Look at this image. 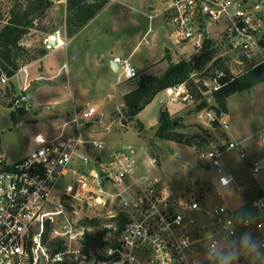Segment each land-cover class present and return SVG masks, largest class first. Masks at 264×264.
Returning <instances> with one entry per match:
<instances>
[{
	"label": "built area",
	"instance_id": "2783aa9c",
	"mask_svg": "<svg viewBox=\"0 0 264 264\" xmlns=\"http://www.w3.org/2000/svg\"><path fill=\"white\" fill-rule=\"evenodd\" d=\"M163 2L160 9L147 11V19H164L176 47H191L187 61L198 55L203 59L212 49L205 47L206 40L219 48L190 74L202 84V99L210 105H216L214 93L246 68L264 65V0ZM65 45L57 40L47 47ZM112 62L125 81L139 77L131 57L118 55ZM30 67L9 76L0 66V105L15 113L29 109L34 81ZM17 75L22 77L19 91L13 84ZM163 93L168 102L184 107L202 100L186 82ZM197 113L211 128H229L226 113L208 107ZM98 124L95 106L74 107L55 122L52 134H37L36 147L13 162L0 130V264H217L219 252H236L233 264H254L252 255L264 249V192L252 201L248 214L226 203L206 208L202 190L180 195L158 177L138 175L128 151L115 150L105 159L96 154L105 146L95 138ZM256 134L264 145V126ZM232 149L247 156L242 143L231 141L201 154L211 161L219 196L235 182L222 161L223 152ZM251 171L264 172V159L255 160ZM200 214L204 219L199 221ZM254 231L261 233L255 240ZM249 236L258 246L254 252L243 246Z\"/></svg>",
	"mask_w": 264,
	"mask_h": 264
},
{
	"label": "rangeland",
	"instance_id": "374dc122",
	"mask_svg": "<svg viewBox=\"0 0 264 264\" xmlns=\"http://www.w3.org/2000/svg\"><path fill=\"white\" fill-rule=\"evenodd\" d=\"M17 1L0 0V25L10 7ZM163 4V0H118L106 10L103 9L95 22L67 47L69 51L80 47L81 54L78 58L72 59L71 55L66 57L64 51L54 55L58 67L66 64V68H62L60 76L54 81L57 90L50 92L47 88L49 83L45 84L46 87L43 82L37 83L35 87H39L40 95L31 100L25 113H16L14 118L11 107L0 105L2 146L8 160L16 161L37 145V134L49 136L53 133L55 122H59L65 115L60 112L72 110L73 106H95L101 121L95 127L99 131L95 138L105 145L103 150H96V154L105 159L115 150L128 151L136 161L135 171L138 175L158 177L180 195L187 196L202 190L205 195L202 203L206 208L226 203L231 209L248 214L252 209V201L264 192V172L253 175L251 171L255 160L264 159V145L256 134L264 126V82L249 90H236L227 98L229 128L225 130L220 127L211 128L200 120L197 103L185 107L170 103L162 92L134 120L125 125L121 123L125 115L122 111L124 90L134 89L144 74H162L163 67L170 60L168 57L164 64L155 65L148 71L141 70L138 78L125 81L124 76L111 66L112 59L118 54L125 57L121 52L122 47L124 50H131L137 46L132 62L134 63L133 59L138 62V70L139 66L150 65L160 56L169 55L166 48L171 49V60H186L191 56V52L187 51L192 50L191 47H176L161 18L155 19L150 25L145 17L144 13L149 6L158 10ZM64 8L65 0H54L46 14L35 21V27L23 40L24 45H43L53 35L66 41ZM128 13H131L135 22H130ZM90 35L87 42L86 38ZM174 49H180L179 58L175 56ZM21 80L22 77L18 75L13 78L17 91ZM68 83L71 85L70 92L64 89ZM166 108L179 109L175 112L176 124L181 125L178 130L198 134L195 145L187 146L154 135L161 110ZM136 119L143 123V131H139ZM228 141L242 143L247 156L240 157L236 149L223 152L224 167L233 175L235 182L232 186L221 189L219 196L216 193L214 168L211 161L201 154L211 145L222 146ZM152 158L158 159V162L152 163ZM199 216L196 217L197 220L204 219L202 214ZM251 235L255 240L261 233L254 231ZM252 259L254 264H264V249L254 252Z\"/></svg>",
	"mask_w": 264,
	"mask_h": 264
},
{
	"label": "trees",
	"instance_id": "16d2710c",
	"mask_svg": "<svg viewBox=\"0 0 264 264\" xmlns=\"http://www.w3.org/2000/svg\"><path fill=\"white\" fill-rule=\"evenodd\" d=\"M112 0H65L64 8V32L67 39L73 38L91 20H93ZM54 0H18L13 4L0 25V66L9 76H12L22 66L31 64L44 57L48 53L46 40L43 45L27 47L23 40L29 31L35 27V21L42 18L53 6ZM2 18V16L0 17ZM205 47H212L207 51L198 68L206 63L219 48H214L213 40H206ZM193 69L189 61L180 58L177 62H169L162 74H144L137 86L122 95L124 114L133 120L149 105L155 96L166 88L186 82L197 100L202 99L201 83L190 79ZM133 80V79H131ZM264 82V65L248 67L239 74L228 86L214 93L216 105H210L206 99H202L198 110L205 107L213 108L217 113H226L227 98L236 90H249L255 85ZM20 113H25L21 111ZM13 112V118L15 116ZM139 131L144 130L143 123L136 119ZM155 136L187 146L195 145L198 134L179 131L176 124L175 113L168 108L161 110V116L156 124Z\"/></svg>",
	"mask_w": 264,
	"mask_h": 264
},
{
	"label": "crops",
	"instance_id": "0c3cea01",
	"mask_svg": "<svg viewBox=\"0 0 264 264\" xmlns=\"http://www.w3.org/2000/svg\"><path fill=\"white\" fill-rule=\"evenodd\" d=\"M116 1H118V0H112L108 5H107V7L108 6H110L112 3H115ZM106 7V8H107ZM153 6H149L147 9L149 10L150 8H152ZM106 8L104 9V10H106ZM129 8H130V6H129ZM131 9V8H130ZM147 10V11H148ZM147 11H145V13H144V15H145V17L147 18V16H146V13H147ZM129 14V19H130V22H135V19H133L132 18V16H131V13H128ZM97 17V16H96ZM96 17L93 19V20H91L78 34H76L73 38H71V39H66V45L65 46H63V47H61V46H57V47H50V48H48L49 50H48V53L44 56V57H42L41 59H39V60H37V61H34L33 63H31V67H30V73H31V77L34 79V81H33V90H32V99H34V98H37V96L38 95H40L39 94V92H40V89H39V87L37 88V87H35L36 86V84L37 83H41V82H43L44 83V85L43 86H45V84H47V83H49V85H47V88L50 90V92H53V91H55V90H57V88L55 87V80H57L58 79V76H60V71H62V68L64 67V65H66V64H63L61 67H58L57 65H56V61H55V54L57 53V52H59V51H64V53H65V56L67 57H69L70 55H71V57H72V55L74 54V51L73 50H71V51H69L68 49H67V47H69V45L71 44V43H73V41H75V39L76 38H78L85 30H87V28L91 25V24H93V22H95V19H96ZM161 21H162V24H164V25H166V23H165V20L164 19H161ZM149 22V21H148ZM150 25H151V23H149ZM167 26V25H166ZM90 38H91V35L89 36V37H87L86 38V40H87V42L90 40ZM59 39H61V40H63V38H61L60 36L58 37L57 36V40H59ZM64 41V40H63ZM165 45L167 46V44L165 43ZM136 48H137V46H135L133 49H128V50H124L125 48L124 47H122V53H124V54H122V55H125V57H131V59L133 58V56L136 54ZM77 58L80 56V54H81V49H80V47H78L77 49ZM166 50H167V48H166ZM180 50V49H179ZM179 50L177 51L176 49H174V54H175V56H177L178 58H179ZM188 52H192V50H187ZM178 52V53H177ZM167 53H169V55H167V56H160L159 58H157V59H155L154 61H152L151 62V64L150 65H147V66H139V70L138 71H141V70H146V71H148L149 69H151L153 66H155V65H158V64H164L165 63V61H167V59H168V57H169V61L167 62V65H165V67H163V71L167 68V66H168V64H169V62L171 61V62H177L179 59H175V60H171V58H170V56L171 57H173L172 56V54H170V53H172L171 52V49L170 48H168V52ZM119 55V54H118ZM120 56V55H119ZM133 61H134V65H135V67L137 68L138 67V62L136 61V60H134L133 59ZM111 63H112V61H111ZM143 65V64H142ZM163 73V72H162ZM152 74V73H151ZM160 75V74H159ZM52 83V84H51ZM14 84V83H13ZM39 85H41V84H39ZM38 85V86H39ZM54 86V87H53ZM65 86H67L68 87V89L67 88H65ZM64 86V89L67 91V92H70L71 91V85L68 83V85H65ZM46 87V86H45ZM44 87V88H45ZM130 90V89H129ZM129 90H124V92H123V94L124 93H126L127 91H129ZM163 93V92H162ZM122 94V95H123ZM164 94V93H163ZM71 96H72V92H71ZM57 102V101H56ZM80 107H82V106H80ZM73 108H74V106H73ZM169 110V112L170 113H172V114H174L177 110H179V109H168ZM71 110H64V111H62V112H60L61 114H66V113H68V112H70ZM140 114V113H139ZM36 147V145H34V147L30 150V151H32L34 148ZM29 151V152H30ZM29 152H27V153H29ZM26 153V154H27ZM25 154V155H26ZM252 188V186L250 187V189ZM241 204L243 205V202H241ZM240 206V205H239Z\"/></svg>",
	"mask_w": 264,
	"mask_h": 264
},
{
	"label": "clouds",
	"instance_id": "9594fccd",
	"mask_svg": "<svg viewBox=\"0 0 264 264\" xmlns=\"http://www.w3.org/2000/svg\"><path fill=\"white\" fill-rule=\"evenodd\" d=\"M243 246L248 252H254L257 249V244L249 236L243 241ZM217 256V264H233L238 254L236 252H219Z\"/></svg>",
	"mask_w": 264,
	"mask_h": 264
},
{
	"label": "water",
	"instance_id": "95a60500",
	"mask_svg": "<svg viewBox=\"0 0 264 264\" xmlns=\"http://www.w3.org/2000/svg\"><path fill=\"white\" fill-rule=\"evenodd\" d=\"M46 43L48 44V45H55V43H56V41H54V40H52V39H47V41H46ZM167 52H168V49L166 50ZM77 58V50H75L74 51V54L72 55V59H76ZM201 58H202V55H198L197 57H195V58H193V59H191V61L189 62L190 63V66H191V68L192 69H195L196 68V66H197V63H198V61L199 60H201ZM239 58L241 59V60H243V61H245V56L243 55V54H240L239 55ZM111 66H112V68L115 70V71H117V68H118V66L116 65V64H114L113 62L111 63ZM212 98L211 99H209V102H212ZM123 111V110H122ZM133 119L132 118H129V117H127L126 115H124V117L122 118V120H121V123L123 124V125H125V124H127V123H129L130 121H132ZM105 180L103 179L102 180V182H104ZM88 264H93V263H88Z\"/></svg>",
	"mask_w": 264,
	"mask_h": 264
},
{
	"label": "bare ground",
	"instance_id": "6f19581e",
	"mask_svg": "<svg viewBox=\"0 0 264 264\" xmlns=\"http://www.w3.org/2000/svg\"><path fill=\"white\" fill-rule=\"evenodd\" d=\"M50 39H52V40H54V41H57V35H53V36H51ZM59 40H61V39H59Z\"/></svg>",
	"mask_w": 264,
	"mask_h": 264
}]
</instances>
